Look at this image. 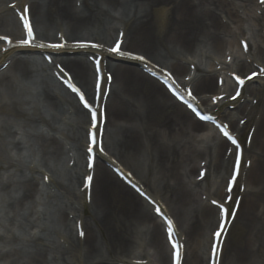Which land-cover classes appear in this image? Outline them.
<instances>
[{"label":"bare ground","instance_id":"bare-ground-1","mask_svg":"<svg viewBox=\"0 0 264 264\" xmlns=\"http://www.w3.org/2000/svg\"><path fill=\"white\" fill-rule=\"evenodd\" d=\"M25 6L35 47L19 45ZM0 36L15 45L0 41V264H172L164 217L183 246L182 264H210L214 233L225 222L221 206L231 214L236 205L241 230L229 246L230 225L219 264H264V74L242 87L234 80L264 68V4L0 0ZM118 38L122 50L145 59L79 46L107 49ZM57 43L64 46H38ZM64 73L93 106L95 126ZM162 79L226 124L241 149L251 125L235 184L237 147ZM92 133L103 151H87Z\"/></svg>","mask_w":264,"mask_h":264},{"label":"snow or ice","instance_id":"snow-or-ice-1","mask_svg":"<svg viewBox=\"0 0 264 264\" xmlns=\"http://www.w3.org/2000/svg\"><path fill=\"white\" fill-rule=\"evenodd\" d=\"M259 3L264 4V0H259ZM23 23H24V27L27 29V33H26V38L25 39H21L19 41V45L20 46H24V45H30V46H37L36 44H34L33 42L35 41V35H34V31L33 28L31 27V23H30V16H29V8L27 6H25L20 14L19 17ZM120 37H123V33H120ZM62 39V38H61ZM0 41H5L6 44L9 47L15 46L13 45V41L11 39H9L6 36H0ZM123 43L122 39H117L116 42H114L113 46L104 49L103 45L99 44V43H92L90 45L88 44H81L79 45L80 47H92V48H97V49H101V50H106L108 52L111 53H115L116 55L119 56H123V57H129V58H134V59H138V60H144L145 57L144 56H140V55H135L134 53H132L130 50H122L121 45ZM244 50L247 51L248 50V44L245 41H242ZM39 47H51L54 49H58V48H62L64 45L57 43V44H51V45H38ZM5 51H7L8 49L5 48ZM97 64H99V61H97ZM61 72H63V69H61ZM260 74H264V68L259 69V72H252L250 75L246 74L243 78L240 75H234V79L236 81V84L240 87L244 86L246 81L248 80H252L254 79L257 75ZM65 76H67V83L68 86L72 89V91L74 93H76L79 97L80 102L83 104L84 108L88 109V111L91 113V120L93 122V126H95V121H96V113L93 109V106L91 104L88 103L87 99L85 98V94L83 91H81V89L79 87H77L76 85L72 84L71 81V77L68 76L67 73H64ZM169 79H171V76H169ZM108 80H111V76H108ZM187 95L190 97V100L193 102H197V98L195 95L192 94V90L191 88H187L186 89ZM240 95V92L237 91L233 96L232 99H236L238 96ZM218 99H223V97H217L213 99V102L215 103ZM185 103H188V101H185ZM198 103V102H197ZM189 107H192V104L189 103ZM193 112L196 113V115L199 117L200 120L202 121H208V122H212L215 124V121L213 120V118L211 116H207V115H201L199 111H197L196 108L192 107ZM216 127L220 130V132L229 140L232 142V144L236 145L237 149H239V144L237 143L236 139L231 135V133L228 130V126L226 124H216ZM90 147L87 149L88 152H92L94 149H99L100 151H103V147L101 145V143L98 141L97 139V135L96 133H92L91 137H90ZM89 167H91V165H89ZM235 171L238 173L239 171V158H237L236 163H235ZM201 178H203V174H201ZM45 180L48 179L47 176L44 177ZM86 180L88 182L89 188L91 186V181H92V176L88 175L86 177ZM232 184H235V177L232 178L231 181ZM243 189H241L242 191ZM228 192L232 191V186H229L227 188ZM154 203V202H153ZM213 203H216V201H213ZM223 212H224V216H225V223L227 221V219H234L235 218V211H233L231 214H229L227 212L226 209H223V206H221ZM156 211V213L158 215H163V213L161 212L159 207H156L154 209ZM166 224H167V232H168V238L170 241H172V248L174 249V258H175V264H181V248L183 247L182 245H180L177 241L173 240V235H174V225H173V221L167 217H164ZM224 223H222L219 227L221 229V231L224 228ZM221 231H217L214 233V236L216 237L217 241H219L220 237H221ZM77 235L78 237L82 240L85 237V232L83 230L82 226H77ZM219 244H214L213 248H212V258H213V264H219Z\"/></svg>","mask_w":264,"mask_h":264},{"label":"rangeland","instance_id":"rangeland-1","mask_svg":"<svg viewBox=\"0 0 264 264\" xmlns=\"http://www.w3.org/2000/svg\"><path fill=\"white\" fill-rule=\"evenodd\" d=\"M214 83H215V80H214ZM222 84H223V80L221 78L218 79V85L221 86ZM202 112L204 113V111H202ZM250 127H251V125L250 124H247L246 130L241 135V142H242L243 151H244V147H250V145H251L250 144V141H251V134L252 133H251ZM207 131H205V132L207 133ZM250 159H248V160L245 159L246 160V162H245V166L246 167L250 165V163H251L250 162ZM30 161H31V159L28 158V153L24 154V158H23L24 166L27 167V165L29 164ZM230 164H231V162H230ZM203 174H204V172H203ZM227 175H225V176H227ZM241 189L244 190V185H243V181L242 180L239 181V183L237 185V190H241ZM233 221H232V223H234V224L231 223L233 226L231 225V228L229 230V233L227 235V240H226L227 241L226 244L229 245V246H233L234 245V242L236 241V238H237V236H238V234L240 233V230H241V226H242L241 224H242V222L240 221L239 213L238 212L235 215V218H234ZM211 222H212V220L210 218V220L203 226L204 228L202 227L204 232L199 227L201 229L200 231H201L203 237H207L208 238L210 236L209 231H210V228H211L210 226L212 224ZM17 232H19V231H17ZM207 232H208V234H207ZM202 236H201V238H202ZM183 256H184V253L182 254V258H183Z\"/></svg>","mask_w":264,"mask_h":264}]
</instances>
